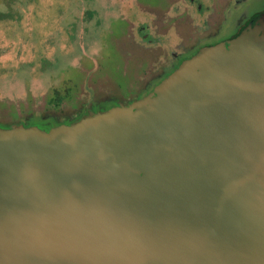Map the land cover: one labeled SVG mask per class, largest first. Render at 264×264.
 <instances>
[{
    "label": "water",
    "instance_id": "1",
    "mask_svg": "<svg viewBox=\"0 0 264 264\" xmlns=\"http://www.w3.org/2000/svg\"><path fill=\"white\" fill-rule=\"evenodd\" d=\"M0 264H264V18L142 100L0 128Z\"/></svg>",
    "mask_w": 264,
    "mask_h": 264
},
{
    "label": "rangeland",
    "instance_id": "2",
    "mask_svg": "<svg viewBox=\"0 0 264 264\" xmlns=\"http://www.w3.org/2000/svg\"><path fill=\"white\" fill-rule=\"evenodd\" d=\"M144 2L159 9L158 0H0V122L61 116L106 96L102 83L138 86L146 57L132 26L150 20Z\"/></svg>",
    "mask_w": 264,
    "mask_h": 264
},
{
    "label": "flooded vegetation",
    "instance_id": "3",
    "mask_svg": "<svg viewBox=\"0 0 264 264\" xmlns=\"http://www.w3.org/2000/svg\"><path fill=\"white\" fill-rule=\"evenodd\" d=\"M144 4L150 20L146 25L132 26L136 47L143 50L139 53L146 57V62L139 66L142 70L138 86L122 93L121 89H109L102 83L106 96L89 101L84 99L68 113L61 116L31 113L19 122H0V128L22 125L51 132L64 125H73L92 113L107 112L121 103L142 100L186 62L204 50L240 40L256 19L264 18V0H158V10L152 3ZM153 6L156 5L153 3ZM136 31L142 43L136 41ZM61 101L62 98L57 103Z\"/></svg>",
    "mask_w": 264,
    "mask_h": 264
}]
</instances>
